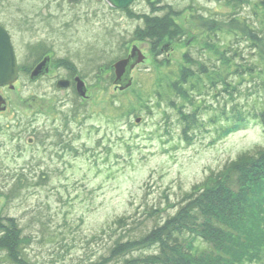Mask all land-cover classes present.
I'll list each match as a JSON object with an SVG mask.
<instances>
[{
	"label": "rangeland",
	"instance_id": "rangeland-1",
	"mask_svg": "<svg viewBox=\"0 0 264 264\" xmlns=\"http://www.w3.org/2000/svg\"><path fill=\"white\" fill-rule=\"evenodd\" d=\"M257 1L159 0L153 7L178 12L182 30L159 52L136 31L144 26L141 13L150 11V0H134L123 9L109 0H0V21L23 69L13 89H0L8 101L0 110V212L14 216L24 235H31L26 250L36 264L98 258L118 235L142 233L172 214L180 198L212 171L264 147L262 124L255 120L222 136L219 123L209 122L216 113L210 107L199 108L196 115L204 123L189 131L187 141L184 119L169 103L182 53L202 56V19H227L238 11L254 20ZM233 42L249 59L256 57L250 43ZM132 45L145 59L132 70V84L115 89L112 64ZM45 53L52 56L50 74L30 80L25 70ZM73 70L88 86L85 101L55 85ZM244 76L236 101L252 110L253 100L243 92L255 77ZM203 90L196 102L229 112L227 93ZM122 216L125 224L117 222ZM253 264H264V254Z\"/></svg>",
	"mask_w": 264,
	"mask_h": 264
},
{
	"label": "trees",
	"instance_id": "trees-1",
	"mask_svg": "<svg viewBox=\"0 0 264 264\" xmlns=\"http://www.w3.org/2000/svg\"><path fill=\"white\" fill-rule=\"evenodd\" d=\"M150 1V11L141 13L144 26L136 31L151 44V50L162 52L170 48L168 42L182 35L175 18L178 12L172 8L162 12L153 7L159 0ZM241 1L250 4L249 0ZM254 7V20L238 11L230 12L227 19L205 16L202 21L206 37L198 47L201 58L188 50L182 53L179 74L171 82L170 93L174 97L169 103L184 119L182 130L187 141L191 138L189 131L197 123H204L196 115L202 107L216 112L209 122L219 123L222 136L255 120L264 127V0L255 2ZM224 34L230 38L221 42L219 37ZM238 39H243V45L250 43L255 58L249 59L240 52L233 42ZM214 55L217 63L210 64ZM244 74L255 77L243 92L253 100L252 110L236 101L235 93H239ZM218 83L222 88L217 91ZM207 87L215 95L219 90L227 93L232 102L229 112L221 106H206L204 100L196 102L195 94L201 95ZM178 99H182L179 106ZM255 100H259V105ZM186 105L194 107L186 113L182 110ZM122 217L117 219L119 224H125L126 216ZM19 224L14 216L0 212L2 264H36L26 250L31 235H24ZM263 254L264 147H260L255 152L241 153L212 171L182 196L175 211L162 221L136 235H118L105 253L85 264H253L263 260Z\"/></svg>",
	"mask_w": 264,
	"mask_h": 264
},
{
	"label": "water",
	"instance_id": "water-1",
	"mask_svg": "<svg viewBox=\"0 0 264 264\" xmlns=\"http://www.w3.org/2000/svg\"><path fill=\"white\" fill-rule=\"evenodd\" d=\"M109 2L114 7L124 8L128 6L132 0H109ZM144 57L145 56L142 54L137 45H133L126 57L120 58L112 64L115 75L113 83L117 85L119 90H123L130 86L132 82V78L130 76L131 70L135 67V65L142 62ZM48 60L49 59L45 57L40 63L38 62L30 73V79H36L48 71L46 66ZM18 70L17 57L15 56L10 37L7 31L0 26V86L7 85L9 88H13V84L18 77ZM74 80L77 93L80 96L85 97L86 87L84 81L78 76H76ZM68 83L69 82L66 79H59L56 82V86L66 87ZM4 104L5 99L0 95V110H4ZM136 121H139V118H137Z\"/></svg>",
	"mask_w": 264,
	"mask_h": 264
},
{
	"label": "flooded vegetation",
	"instance_id": "flooded-vegetation-1",
	"mask_svg": "<svg viewBox=\"0 0 264 264\" xmlns=\"http://www.w3.org/2000/svg\"><path fill=\"white\" fill-rule=\"evenodd\" d=\"M0 26L2 27V28H4V29H6V31L8 32V34H9V36H10V40H11V43H12V45H13V42H12V36H11V34H10V32L8 31V28L6 27V26H4V24H2V22L0 21ZM49 54V57H50V60H48V62H47V64H46V66L48 65V72H46V73H44L42 76H40L39 77V79L37 80V82L41 79V78H44V77H47L49 74H50V68H51V66L53 65V61H52V56H51V54L50 53H45L44 55H42L41 57H39V58H36L37 60H35V62L33 63V65L32 66H30V68H28V69H26L25 70V72H28V74L30 73V71L32 70V68L38 63V61H41V60H43V58L45 57V56H47ZM19 71H22L23 69H21L20 68V66H19ZM46 69V68H45ZM71 73V72H70ZM68 74V76L67 77H65L66 79H68L69 80V82H71V83H69V86H68V88L67 89H70V90H73V91H75V84H74V81H73V79H74V76L75 75H77V74H79L76 70H73L72 71V73H73V76L71 75V74ZM2 87H0V89H1ZM8 102V101H7ZM6 102V107H5V109H4V111L7 109V107H8V103ZM1 112V111H0Z\"/></svg>",
	"mask_w": 264,
	"mask_h": 264
}]
</instances>
